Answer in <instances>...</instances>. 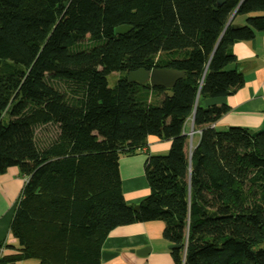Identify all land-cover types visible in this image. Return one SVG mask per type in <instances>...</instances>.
<instances>
[{
  "label": "trees",
  "instance_id": "16d2710c",
  "mask_svg": "<svg viewBox=\"0 0 264 264\" xmlns=\"http://www.w3.org/2000/svg\"><path fill=\"white\" fill-rule=\"evenodd\" d=\"M234 12L261 15L228 25ZM257 32L264 0H0V174L28 178L10 227L17 254L0 264H100L111 231L151 221L180 246L177 264L183 252L185 264H264V130L218 131L230 108L201 106L243 87L231 47ZM162 68L184 72L171 96L126 80ZM150 136L171 145L147 159L151 194L135 211L119 154Z\"/></svg>",
  "mask_w": 264,
  "mask_h": 264
},
{
  "label": "crops",
  "instance_id": "0c3cea01",
  "mask_svg": "<svg viewBox=\"0 0 264 264\" xmlns=\"http://www.w3.org/2000/svg\"><path fill=\"white\" fill-rule=\"evenodd\" d=\"M242 1L239 0V5ZM235 12L232 25H243L247 17L261 15L245 16ZM231 51L237 65L229 66V69L241 72L243 87L228 97L214 101L204 100L201 106L207 108L210 105H227L230 108L229 112L213 124L218 131L227 127H242L252 133L261 132L264 130V32H257L253 40L234 43ZM192 126L191 120L185 126L190 149L200 139V132L194 131ZM170 145V141L150 136L146 147L135 154H119L123 194L128 205L138 206L151 194L145 176V163L150 156L165 155ZM23 186V176H20L16 168L0 174V245L4 242L9 245L5 250L0 249V258L17 254L13 249L16 243L10 227ZM164 229L165 225L160 221L139 222L114 229L103 243L100 264H177L171 253V244L164 238ZM146 248L150 251L147 256H142L141 252ZM24 264H38V261L30 259ZM180 264H185L184 252Z\"/></svg>",
  "mask_w": 264,
  "mask_h": 264
},
{
  "label": "water",
  "instance_id": "95a60500",
  "mask_svg": "<svg viewBox=\"0 0 264 264\" xmlns=\"http://www.w3.org/2000/svg\"><path fill=\"white\" fill-rule=\"evenodd\" d=\"M226 2V0H216V6L220 7ZM132 30L130 26H120L115 28V35H124ZM184 77V72L170 69H152L150 71L139 69L136 71L129 72L126 76L128 82H136L139 84H149L153 88H164L165 94L171 96L173 94L172 88L175 86L176 82ZM193 124V121H192ZM193 133V130H192ZM255 135V134H254ZM134 210L138 211L139 206H134ZM179 245H171V249H178ZM150 249H144L141 254L142 256H147Z\"/></svg>",
  "mask_w": 264,
  "mask_h": 264
},
{
  "label": "rangeland",
  "instance_id": "374dc122",
  "mask_svg": "<svg viewBox=\"0 0 264 264\" xmlns=\"http://www.w3.org/2000/svg\"><path fill=\"white\" fill-rule=\"evenodd\" d=\"M119 77H120V74L119 73H112L111 75H109L108 76L109 86L110 87H113L115 85L116 81L119 79ZM49 132H50V134L52 136V135H54L53 132H55V129L53 128V130H52L51 128H49ZM196 140H197V137H195V140L194 141H196Z\"/></svg>",
  "mask_w": 264,
  "mask_h": 264
},
{
  "label": "bare ground",
  "instance_id": "6f19581e",
  "mask_svg": "<svg viewBox=\"0 0 264 264\" xmlns=\"http://www.w3.org/2000/svg\"><path fill=\"white\" fill-rule=\"evenodd\" d=\"M222 6V5H221ZM235 14L233 13L232 14V16H231V18H230V20H229V22H228V25H232V20H233V16H234ZM233 26H240V25H233Z\"/></svg>",
  "mask_w": 264,
  "mask_h": 264
},
{
  "label": "built area",
  "instance_id": "2783aa9c",
  "mask_svg": "<svg viewBox=\"0 0 264 264\" xmlns=\"http://www.w3.org/2000/svg\"><path fill=\"white\" fill-rule=\"evenodd\" d=\"M28 178L27 177H23V182L24 184L27 182ZM1 250H5V248H1Z\"/></svg>",
  "mask_w": 264,
  "mask_h": 264
}]
</instances>
